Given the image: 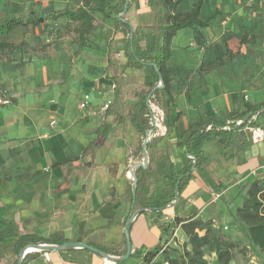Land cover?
I'll list each match as a JSON object with an SVG mask.
<instances>
[{
	"label": "crops",
	"instance_id": "obj_1",
	"mask_svg": "<svg viewBox=\"0 0 264 264\" xmlns=\"http://www.w3.org/2000/svg\"><path fill=\"white\" fill-rule=\"evenodd\" d=\"M66 1L41 0L42 4L54 6H61ZM212 2L213 11L204 0L202 18L217 9H229L228 5H222V0ZM145 3L146 0H134L123 15L125 19L133 25L145 24L136 20L133 23L129 18L130 13L135 14ZM205 8L207 13L204 15ZM60 20L72 23L67 19ZM117 29L118 33H107L106 37L103 30L94 32L98 49L92 45L77 46L76 49L82 50L65 81L60 72L62 65L50 62L35 67L28 64L18 77L8 78L10 92L0 88V95L4 94L10 100L8 105H0V216L16 223L20 234L35 233L47 237L59 233L68 241L98 244L111 250L114 256H121L125 248L124 227L131 213L141 208L140 201L144 196L162 189L164 172L169 164L175 169L184 164L187 157L184 143L190 126L212 118L226 119L229 114L242 112L245 102L263 101L264 77L249 73L246 77L236 78L231 71L217 70L213 82L206 77L211 93L207 94V88L203 87L199 92L201 98H196L194 92L188 95L189 98L174 95L178 118L174 120L170 109L167 137L146 143L148 161L142 168L148 170V175L135 202L131 166L142 161L145 134L136 132L130 122V112L135 102L133 94L141 88L143 73L141 69H123V52L118 46L112 47L113 37L117 39L120 34L122 37V32ZM189 31L193 30L179 34L186 35ZM9 35L6 41H10ZM109 48L114 53L111 56H108ZM171 57L172 52L168 66ZM225 68L223 65L219 69ZM32 77L39 80L36 87L30 81ZM2 82L0 79V84ZM184 83L180 82L181 88L187 91L188 86ZM112 84L117 86L115 93ZM171 85H174V79ZM83 91H89L95 109L104 101H111L104 113H98L102 116L82 118L74 95ZM64 92L69 97H65ZM52 120H55L54 125H50ZM259 122L264 123V119ZM245 136L237 156L227 161L223 160L215 141L204 144L206 161L193 169V178L178 196V201L167 206L160 222L175 215L195 214L211 220L213 227L219 228L225 237L240 238L242 230L234 221L235 207L242 201L244 185L264 171V139L253 142L248 130H245ZM142 217L154 226L153 215L147 210L131 220V253L135 250L145 252L158 243L176 247L185 241V234L178 225L161 239L158 229L159 238L154 245V230L149 224L143 227L138 222ZM155 224L158 228V223ZM229 227L232 228L231 235L225 232ZM14 242L15 238H8L0 244V264H10L14 260ZM147 242L152 247L143 250ZM26 254L33 255L28 264L103 263L99 254L82 248L32 250ZM207 259L213 263L214 255H208Z\"/></svg>",
	"mask_w": 264,
	"mask_h": 264
},
{
	"label": "trees",
	"instance_id": "obj_2",
	"mask_svg": "<svg viewBox=\"0 0 264 264\" xmlns=\"http://www.w3.org/2000/svg\"><path fill=\"white\" fill-rule=\"evenodd\" d=\"M27 1L21 0L22 3ZM91 1L85 0L83 4L75 8L68 6L55 8L52 5H46L40 13L27 16L25 19L15 14L4 16L0 20V50L14 47L13 42L6 41V36L16 28L26 24L39 25L46 18L67 19L75 23L73 32L77 45L78 47L86 46V37L94 29V11L96 10L104 18L112 20L115 27L122 32L119 45L125 59L123 69H141L143 73L141 88L134 91L135 102L131 106L130 112V122L136 132L144 135L150 128L146 99L151 89L158 83L159 78L162 80V87L154 89L152 94L154 96L160 94L170 103L172 115L176 120L179 113L175 110L173 102L171 68L167 64L171 55L172 40L180 29L194 30L208 27L216 17V12L202 18L201 9L204 0H191L186 7H183V0H161L163 12L155 24L133 25L124 16L120 18L118 15L125 8L127 12L134 0H129L127 4L126 0H98L99 6L95 8L91 6ZM245 36L246 34L243 37ZM241 41L243 43L244 38H241ZM112 54L114 53L109 48L108 56ZM244 106L245 109L242 112L229 114L226 119L212 118L190 126L184 143L187 155L184 164L178 169L169 164L164 172L165 183L162 189L151 191L140 201V207L149 211L153 215V222L158 223L160 239L179 225L185 234V241L178 243L176 247L158 243L145 252L135 250L130 253L129 257H136L139 264H239L234 260L235 253L245 252V248L240 246V240H231L225 237L219 228L213 227L211 220H204L195 214L175 215L165 222H160V219L163 217L167 205L174 200V189L178 180L179 196L193 178L191 169L193 164L195 163V167H199L206 161L204 148L206 142L215 141L225 161L237 156L241 147V139L246 140V127L257 126L259 121L264 119V111H262L264 100L256 104L245 102ZM244 116H248L247 120L237 123ZM147 175L148 170H144L142 167L136 169L135 202L138 201V192ZM234 221L242 231H245L250 246L259 253L262 264H264V171L259 177L244 185L242 201L234 210ZM8 238H15V257L10 264H16L19 250L28 243L61 245L68 241L59 233H53L47 237L38 236L35 233L20 234L16 223L0 216V244ZM89 244L104 252H111L104 246ZM125 250L124 248L122 255ZM210 254L214 255L213 263L207 259ZM158 256H160V260L157 261ZM32 257V254H26L21 264H28L27 261Z\"/></svg>",
	"mask_w": 264,
	"mask_h": 264
},
{
	"label": "rangeland",
	"instance_id": "obj_3",
	"mask_svg": "<svg viewBox=\"0 0 264 264\" xmlns=\"http://www.w3.org/2000/svg\"><path fill=\"white\" fill-rule=\"evenodd\" d=\"M0 1H2L0 2V20L8 14H15L25 19L27 16L40 13L41 9L48 5L42 4L41 0H28L25 3H22L21 0ZM84 1L67 0L61 6H52L55 8L64 6L75 8L83 4ZM146 1V5H140L135 14L130 13L131 17L129 16V18L133 23L136 20L138 23L153 25L160 18L163 12L161 0ZM183 1V7H186L191 0ZM211 1L215 0H207V5L209 8L212 7L213 11V2L211 3ZM223 4L228 5L229 9H217L216 17L213 20L214 22L210 24V28L194 29L186 35L179 33L190 29H180L173 38L171 45L172 57L170 59L171 80L174 79V85H172L173 96L181 95L189 98L188 95L194 92L196 98H201L199 92L202 91L203 87L207 88V94L211 93L209 91L211 87L207 85L208 80H206V77L213 82L217 70H221V72L231 71L236 78L246 77L249 73L254 77H264V0H222ZM91 6L93 8L99 6V1L92 0ZM206 13L207 8L203 10V14ZM74 24L60 19L46 18L39 25L26 24L11 32L7 38L15 44L14 47L0 50V79L3 81L0 88L3 91L10 92L12 88L7 83L8 78L18 77L22 68L28 64L35 67H38L40 63L50 62L62 65L63 69L60 72L63 81H65V77L73 69L77 54L82 50V48L76 49L78 45L73 32ZM97 29L103 30L105 37L107 33L114 35L119 31L112 20L104 18L95 10L94 29L86 37V45H92L95 49H98V42L94 35ZM245 34L246 36L243 37ZM119 36L117 39L113 37L112 47L118 46L121 49L119 45L121 34ZM241 38L245 40L243 43ZM62 48L64 50L61 51ZM96 57H98L97 53ZM96 62V69L99 70V60L96 59ZM223 65L226 68L219 69ZM31 68L35 71L34 67ZM30 81L36 87L39 80L32 77ZM180 82H185V87L188 86L189 88L190 85V88H187L186 91V88H181ZM116 90L117 86L113 88V92L115 93ZM67 92L71 93L68 89ZM67 92L62 94H66V97ZM79 96L80 94H75L74 98L78 100ZM150 100L154 102V109L156 112L158 111V116L161 117V125H164L167 130L164 135H157L151 140L160 137L166 138L169 132L168 111L171 109L170 105L160 94L156 96L152 94ZM81 116L82 118H93L102 115L95 113L93 115L81 114ZM259 124L261 125L260 122ZM138 222L143 227L149 224V228L154 230L155 245L159 238L157 225L154 223L153 226L145 217L138 219ZM225 232L231 235L232 228L229 227ZM238 240H240V246L245 248V252H236L235 262L239 264H262L261 256L250 246L245 231H241ZM151 245L150 242H147V244H144L143 250L152 247ZM125 262L126 264H139V260L133 256Z\"/></svg>",
	"mask_w": 264,
	"mask_h": 264
},
{
	"label": "water",
	"instance_id": "obj_4",
	"mask_svg": "<svg viewBox=\"0 0 264 264\" xmlns=\"http://www.w3.org/2000/svg\"><path fill=\"white\" fill-rule=\"evenodd\" d=\"M129 0H126L125 3L127 4ZM126 12V8L118 15L120 18L125 14ZM162 87V80L161 78H159L158 83L151 89V91L149 92L147 98L149 96H151L152 92L154 89L160 88ZM262 111H264V108L262 109ZM248 116H244V118L241 120V122L247 120ZM149 140L144 139L142 142V161L141 162H135L134 164H132L131 166V171H132V196H133V201H134V193H135V187H136V175H135V169L137 167H145L147 165V153H146V149H145V145ZM195 168V163L192 166V170ZM179 182V180H178ZM177 182V184H178ZM177 184L175 186L174 189V200L171 201L167 206H173L177 201H178V191H177ZM146 209L144 208H139L136 209L135 211H133L130 215V218L128 219V221L126 222V225L124 227V234H125V253L121 256H113L107 252H104L102 250H99L98 248L90 245V244H86L84 242H72V241H67L61 245H52V244H46V243H28L25 246H23L19 252H18V257L16 260V264H21L23 257L26 255V253H28L29 251L32 250H59L62 248H82V249H87L91 252L97 253L99 254L102 258H105L107 260H111L114 262H122L128 259L130 253H131V242H130V223L131 220L134 219L138 214H140L142 211H145Z\"/></svg>",
	"mask_w": 264,
	"mask_h": 264
},
{
	"label": "built area",
	"instance_id": "obj_5",
	"mask_svg": "<svg viewBox=\"0 0 264 264\" xmlns=\"http://www.w3.org/2000/svg\"><path fill=\"white\" fill-rule=\"evenodd\" d=\"M113 87L114 85L112 84V88ZM9 103H10L9 98L6 97L4 94H1L0 105H8ZM110 103H111L110 100H106L99 105L98 109H95L92 106L91 96L89 91H83L78 99L77 107L79 111L82 112V114L93 115L95 113H104L109 108ZM146 104H147L148 125L150 128L146 130L144 139L151 140L157 135H164L167 130L164 125H161V117L158 116V111L157 112L155 111L154 102L150 100V96L146 99ZM252 119H254V116H252ZM240 122L241 120L237 121V123ZM54 124H55V120H52L50 122V125H54ZM246 130L250 132L251 140L253 142L256 143L264 139V123L263 125L259 124L257 126H247ZM102 264H116V262L103 258ZM143 264H150V263H143Z\"/></svg>",
	"mask_w": 264,
	"mask_h": 264
}]
</instances>
